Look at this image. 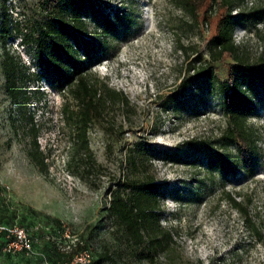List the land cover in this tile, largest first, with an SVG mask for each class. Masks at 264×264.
<instances>
[{"label":"rangeland","instance_id":"1","mask_svg":"<svg viewBox=\"0 0 264 264\" xmlns=\"http://www.w3.org/2000/svg\"><path fill=\"white\" fill-rule=\"evenodd\" d=\"M209 2L204 1L199 14ZM96 4L117 21L106 55L88 69L105 101L87 126L97 166L84 180L66 167L76 129L62 108L75 110L77 103L67 88L49 84V70L39 80L35 75L39 68L32 41L42 20L38 0H6L5 43L0 21V213L9 204L4 225L23 229L34 253L3 250L9 239L5 234L0 237V264H71L68 252L75 242L84 245L96 264H264V15L258 22L239 15L233 31L243 61L259 71L249 81L254 113L248 123L257 131L259 148L250 177L210 171L205 153L186 143L213 147L224 126L217 79L226 78L231 58L212 63L216 79L205 78L200 69L208 59L205 39L222 10L215 4L209 8L206 27L174 0ZM257 7H264V0H240L231 13ZM82 21L87 36L94 37L99 31L94 19L83 14ZM23 34L29 39L24 45L19 41ZM6 50L23 73L16 99L5 90L1 61ZM197 56L201 60L194 62ZM191 63L194 71H188ZM187 75L193 81L179 94ZM104 83L122 92L128 103L104 91ZM174 93L177 100L168 102ZM234 149L229 145L224 153L234 159ZM144 186L150 187L142 192ZM135 193L141 205L154 204L158 216L155 223L149 215L143 228L156 248L152 259L134 256L109 211L113 195L129 199Z\"/></svg>","mask_w":264,"mask_h":264},{"label":"trees","instance_id":"2","mask_svg":"<svg viewBox=\"0 0 264 264\" xmlns=\"http://www.w3.org/2000/svg\"><path fill=\"white\" fill-rule=\"evenodd\" d=\"M193 21L204 23L207 27L210 14L209 8L214 4L219 7L221 13L217 19L214 32L205 39V51L208 55L207 61L200 66L205 70V78L216 79L212 71V63L220 59L231 58L226 66V78L218 81L219 94L221 96V108L224 116V126L221 129L217 141L213 147L204 149L200 142L186 141L190 148L205 153L207 167L210 171H218L222 175H235L243 173L253 176L259 162V148L257 131L249 125L248 120L254 113V102L249 88V81L255 79L259 71L252 65L245 63L240 55L239 45L234 42L233 31L239 21V15L244 14L245 20L258 22L263 19L264 7H257L247 13L232 14V9L240 3V0H210L201 14L200 8L205 0H174ZM42 20L35 30V37L32 41L35 50L36 65L39 68L35 73L37 80L46 76L45 71L49 70L51 76L46 77L49 84L59 89L67 88L77 103V109L68 111L64 106L62 113L66 119L73 123L76 133L73 136V153L67 159V171L79 178L87 180L89 174L96 169L95 160L88 148L87 126L92 115L98 113L104 105V97H99V89L96 83L90 82L88 69L93 63L100 62L107 53V39L112 31L116 29L117 17H110L103 13L96 0H38ZM209 11V12H208ZM90 15L94 19L95 29L98 33L89 38L82 21V15ZM0 21L2 40L5 43V33L8 30V13L6 0H1ZM28 35L20 36L21 44L28 43ZM180 48L185 51V46ZM201 57L194 58L200 61ZM5 77V90L7 94L16 99L19 89L21 66L17 58L7 50L4 52L1 61ZM193 70L191 63L188 71ZM197 74L199 68L197 69ZM193 81V75L182 77L178 86L179 94L184 92ZM104 91L109 95H117L120 100L127 104L128 99L122 92H116L102 85ZM178 95L172 94L168 102L175 103ZM34 130V124H31ZM34 140H36L34 138ZM194 142V143H193ZM234 146V159L224 153V147ZM42 162V160H41ZM148 184V183H147ZM144 186L141 191L148 190ZM227 199L236 208H241L230 193H225ZM0 198L2 189L0 186ZM137 193L129 199H124L120 194L113 195L109 203V211L123 228L125 234L134 248V256L137 259H152L155 254V245L151 239L144 236L143 228L145 221L151 215L157 223L158 216L153 212L154 204L141 205L137 201ZM9 204L3 206L0 213V223L4 224L7 219L6 213ZM15 214V212L12 211ZM13 219V217H11ZM6 233L1 232L0 237ZM168 235V233H167ZM9 239H6V243ZM85 250L81 242H75L68 252L69 258L79 251ZM92 264H96L94 261Z\"/></svg>","mask_w":264,"mask_h":264},{"label":"built area","instance_id":"3","mask_svg":"<svg viewBox=\"0 0 264 264\" xmlns=\"http://www.w3.org/2000/svg\"><path fill=\"white\" fill-rule=\"evenodd\" d=\"M1 232L9 236V240L3 245V250L10 252L21 250L26 254L34 253L33 241L23 229L16 225L8 227L0 223ZM71 264H92L90 253L86 249L75 253Z\"/></svg>","mask_w":264,"mask_h":264}]
</instances>
